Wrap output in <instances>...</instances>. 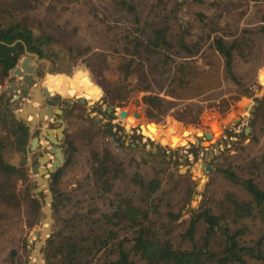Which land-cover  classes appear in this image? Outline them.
<instances>
[{"label":"trees","instance_id":"1","mask_svg":"<svg viewBox=\"0 0 264 264\" xmlns=\"http://www.w3.org/2000/svg\"><path fill=\"white\" fill-rule=\"evenodd\" d=\"M70 1L80 0H0V41L5 43H0L2 84L24 56L19 49L21 41L41 58L56 41L43 27L45 19H36L33 12L48 2ZM251 1L255 2L254 11L249 0H215L211 13L199 11L194 20H183L179 13L183 7L206 0H112L117 16L104 13L97 18L101 61L113 75L112 80L100 83L104 103L120 106L136 86L144 93L142 105L149 120L161 122L174 115L196 124L208 109L229 108L242 96L252 97L236 62L238 51L241 55L251 52L253 34L264 37V0ZM243 4L245 10L234 18ZM248 11L252 18L240 28L239 20ZM71 48L85 53L76 44ZM225 82L239 91L231 101L219 93ZM7 104V96L0 92V124L8 132L0 136V240L14 221L24 233L42 224L45 216L43 193H34L36 182L28 166L7 159L9 134L25 154L31 136L28 122ZM70 106L67 102V108ZM78 107L81 105L76 104L72 111ZM259 130L264 131L262 127ZM86 137L91 147L83 175L67 185L62 183L74 168L79 151L71 139L62 146L61 166L51 173L54 222L43 248V264H264V142L258 152H252L259 143L257 134L248 136L255 140L252 144L240 142L242 153L235 156L239 162L219 169L226 180L244 191L230 189L216 198L211 194L210 205L183 222H179L181 213L186 197L193 194V183L187 186L180 208L165 212L162 178L146 179L139 169L129 171L111 145H101L107 138L119 144L111 129L93 122ZM173 151L171 159L164 157L163 163H177L178 154ZM247 221L259 224V234L252 233ZM20 239L28 246L26 236ZM5 260L25 264L15 247Z\"/></svg>","mask_w":264,"mask_h":264},{"label":"rangeland","instance_id":"2","mask_svg":"<svg viewBox=\"0 0 264 264\" xmlns=\"http://www.w3.org/2000/svg\"><path fill=\"white\" fill-rule=\"evenodd\" d=\"M214 1L206 0L203 4L189 2V7H183L179 13L184 18L183 20H194L196 12L204 11L209 14L214 11ZM253 3L255 2L249 0L250 9L253 8L252 11H254ZM245 6L246 4H243L237 8L238 12L236 11L234 18L243 13L241 11L245 10ZM104 13L112 18L117 16L112 8V0H80L79 2L70 1L61 4L48 2L44 7L33 12V15H36V19H45L42 21L44 23L43 27H46V31L51 33L56 39L55 43L45 51V57H40V60H38V65H41V73L46 76V83H48L50 91L59 93L62 90L66 91L68 85L72 86V84H75L77 93H85V89L100 87V83L113 79L110 71L103 66L100 56L102 52V43L100 42L101 26L98 25L100 23L97 18ZM249 13V11L248 14L245 12L241 16V20H239L240 28L248 23V19L252 18V13ZM46 20L48 21L47 23ZM228 21L232 22L233 17L228 18ZM253 38L255 43L251 52L241 55L238 51L236 61L237 71L253 92V96H242L229 108L208 109L200 115L199 123H187L177 119L174 115H169L161 122L149 120L144 113L142 105L144 93L136 86L132 87L128 100L120 106L112 107L105 104L102 93L99 102L100 110L96 111V109L88 107L89 110H92V113L88 114L85 106L76 108L75 113L70 115L66 140L75 141L79 151L75 155L76 163L74 168L69 169L62 179L63 185H67L73 182L75 178L78 179L83 175L84 169L87 167V160L90 157L91 147L88 145L89 138L86 137L87 130L95 122L99 123L104 130L111 129L114 138L119 144L116 145L111 142L110 138H107L100 141L101 145H111L118 156V160H122L129 171L139 169L146 179L155 175H159L162 178L163 196L165 198V203L162 207L163 211L178 210L180 208L179 202L186 194L187 186H191V183H193V194L190 198L186 197L188 202L181 213L182 217L179 222L189 220L195 211L201 210L202 206L210 205L209 196L211 194L216 198L221 196L224 191L230 189H235L242 193L244 190L238 184L226 180L220 174L219 169L228 167L232 162H239V158L236 160L237 157L235 156L242 153L238 150L241 146L240 142H243L244 145L255 142L253 138L248 137L251 133L257 134L259 139L257 146L252 147L253 153L258 152V147L261 149L260 147L264 142V131L259 130L261 127L264 130V85L259 80L260 74L264 75V37L261 33H256L253 34ZM74 44L78 46L79 50L85 51V53H79L77 49H72L71 47ZM79 71H86L88 74L84 73L76 77L75 74ZM12 74L13 71L10 76ZM9 78L4 84L0 82L2 95L6 92ZM89 78L96 86H90L88 83ZM71 93H74V89H71ZM98 93L85 94L88 98H92ZM219 93L231 101L239 94V91L236 86L225 82ZM98 95L100 96V93ZM4 97H6V93ZM255 102H258L259 105L252 112L248 107L254 106ZM7 106H13V104L9 102ZM64 106L68 109L67 102L64 103ZM109 107L114 108L118 113L121 110H127L129 115L124 119L120 118V116H106L104 112ZM136 111L140 113V118L134 115ZM252 115L253 117H251ZM108 121L112 122V127L105 125ZM172 121L178 122L182 126H174ZM252 121L256 122L252 124ZM141 125L152 128L155 140L150 139L148 136L145 137L141 131H138ZM246 128H250L248 133H246ZM186 130L194 133L193 140L196 142L195 144L186 140L187 136H190L184 135ZM197 132H210L213 134L210 146L206 147L199 144L197 137L202 138V135L196 136ZM7 133L0 124V136ZM8 136L10 145L6 152L7 159L13 164L24 162L29 168L33 181L36 182L32 168L38 162V155H33L30 145L34 135L30 136L29 143L26 146V154L17 145V139L12 137V135L10 136V134ZM181 137L186 140L184 145L178 142ZM148 140H151L152 143ZM171 142L172 146H170ZM140 143L143 146L139 147L138 144ZM217 145L220 146L219 149ZM171 151L176 152V155L178 154L176 156L178 157L177 163L167 165L162 160L164 157H167L168 160L171 159L169 156ZM130 160H133V162L130 163ZM208 164L212 166L210 172L204 166ZM177 174L183 175L185 178L183 180L178 179ZM48 178L51 183V174ZM37 186L36 182L33 188L34 193ZM40 193H43V212L45 214L42 224L26 229L24 233L17 227L15 221L14 224L12 223L8 226V231L5 233L7 235L0 240V264H9L5 258L12 247L19 248L25 264H35L37 257L32 252L35 249V242L40 239L42 230L46 226V193L42 191L35 194ZM247 223L251 225L253 234H259V224L257 222L247 221ZM175 230H180L179 223H176ZM36 231H38V234H36ZM21 236L27 237L28 246H23L20 239ZM13 264L21 263L16 261Z\"/></svg>","mask_w":264,"mask_h":264},{"label":"water","instance_id":"3","mask_svg":"<svg viewBox=\"0 0 264 264\" xmlns=\"http://www.w3.org/2000/svg\"><path fill=\"white\" fill-rule=\"evenodd\" d=\"M0 43H4V42L0 41ZM16 43L17 42H14L13 44H9V46H14ZM19 47L20 50L24 51L26 58L23 59L21 66H18L15 69L14 71L15 75L11 77L8 81L9 86L7 87L6 91H8L11 94L18 92V94H15L11 100L12 102L15 101V104L13 106H8V107L15 113V115L18 118L24 120L29 119V124H30L29 127L31 134L35 131L36 125L39 120H44L46 116H49L51 113H54L53 110L55 111L54 113L55 115L51 119V122L56 127V129L44 128L41 131L40 136L35 137L30 142L31 149L35 150L39 146L41 139L45 143L43 144V148L47 149V151L44 152L43 155L38 158V162L32 168V172L35 174V180L38 185L37 188L35 189V193H39L42 191L46 193V197H45L46 226L42 230L40 239L35 242V249L32 252L33 255H36L37 257L35 264H42V259H43L42 250L51 236L52 224L54 222L53 212H52V202L54 200V197L48 176H50L51 173L55 172L56 169L59 168L63 162V151L59 146L61 144L60 140L64 136L65 121L63 117L60 115V113H62V110L60 108L45 107L43 109H39L32 102H28L27 104L22 105L21 102L22 97L29 99L37 92L41 93L42 99L35 98L34 102L42 104L47 99L50 102L57 103V100L51 97L52 92L50 91L49 88H41V86L37 85V79L35 77L37 71L33 63L39 59V55L35 52H31L30 50H28V47L22 41ZM84 73L87 72L79 71L75 74V76L78 77L79 75H82ZM259 80L260 83L264 85L263 74L259 76ZM14 82H18V84ZM23 83L27 84L26 88L20 86ZM88 83L90 84V86H95L94 82L90 78L88 79ZM87 92L88 94L99 92L101 97L103 90L101 87H94L93 89L87 90ZM5 93L3 94V97L5 96ZM59 96H60L59 94L55 95L56 98H58ZM86 101H87L86 98L82 99V102H86ZM89 103L93 104L94 101H89ZM256 106H258V102H255L254 106L248 108L253 112ZM113 110L114 108H109V112H112ZM113 115L120 116V118L124 119L127 118L129 114L127 110H121L119 113L114 112ZM134 115L137 118H140L141 116L138 111H136ZM249 129L250 128H246V133L249 132ZM46 133L47 135L45 136L44 134ZM203 134L204 133L202 132H198V135H203ZM204 135L209 139L212 138L213 136V134L210 132H206ZM48 140L52 142V146H48L47 143ZM202 146L208 147L210 146V142H204L202 143ZM219 147L220 146L217 145L218 149ZM211 154L213 153L211 152ZM53 156L54 159H52ZM204 166L208 172L211 171L212 169L211 165L208 164ZM36 234H38V231H36Z\"/></svg>","mask_w":264,"mask_h":264},{"label":"flooded vegetation","instance_id":"4","mask_svg":"<svg viewBox=\"0 0 264 264\" xmlns=\"http://www.w3.org/2000/svg\"><path fill=\"white\" fill-rule=\"evenodd\" d=\"M18 42V41H17ZM19 49H20V47H19ZM24 52V51H23ZM24 55H25V53H24ZM24 58H26V55L24 56V57H22V59H21V61H20V63L15 67V69L18 67V66H21V64H22V61H23V59ZM38 60H40V56H39V59ZM38 60L37 61H35L33 64L35 65V67H36V71H37V73L35 74V77H36V79H37V85H41L42 87L41 88H48V86L49 85H47L46 83V85H42V84H40V82L42 81V78H43V75L44 74H42L41 73V65L39 64L38 65ZM15 69L13 70V74H12V76H10V78L11 77H13L15 74H14V71H15ZM9 78V79H10ZM9 81V80H8ZM14 83H16V84H18V82H14ZM27 87V84L26 83H23V84H21L20 86H22V87H25V86ZM9 86V84L7 85V87ZM96 86V85H95ZM97 87H99V86H97ZM6 90H7V88H6ZM5 90V91H6ZM85 91V93L86 94H88V92H87V90L85 89L84 90ZM63 92H64V90H62V91H60V93H59V97L58 98H56L55 97V95L56 94H53L52 93V95H51V97L52 98H54V99H56L57 100V103H53V102H50V101H48L47 99L44 101L45 102V104H41L42 105V107L43 108H45L46 106V104H50V105H52V106H55L56 108H60L61 110H62V113H60V115L63 117V119H64V112H66V110L67 109H65V106H64V103L65 102H72L73 104H75V103H80L81 104V106H85L86 108H87V111H88V114H91L92 113V110H89V108L88 107H90V109H96V111L99 109L100 110V107H99V102H100V100H101V98H99L100 96L97 94H95L92 98H88V96L85 94V93H77V91H76V89L74 90V93H73V95L72 96H68L67 98L69 99V100H67V99H65L64 101H63V96H64V94H63ZM15 94H18V92H15L14 94H11V93H9L8 91H6V96H7V98H8V100H9V102L10 103H12L13 105L15 104V101L14 102H12L11 100H12V98H13V96L15 95ZM86 95V96H85ZM83 98H86V102H82V99ZM30 99H31V97H30ZM26 100H28V99H26V98H24V97H22L21 98V102H22V105H25V104H27L28 102L26 101ZM89 101H94V103L93 104H90L89 103ZM259 105V104H258ZM45 106V107H44ZM43 108H41V109H43ZM110 108V107H109ZM109 108H107V111L106 112H104V114L106 115V116H114L113 115V113L114 112H116L115 110H113L112 112H109ZM68 110H70V109H68ZM69 112V111H68ZM73 113H75V111H72ZM72 113V114H73ZM66 115H67V113H66ZM68 116H66V118H67ZM114 117H116V116H114ZM69 118V117H68ZM48 119H49V116H48ZM65 121V120H64ZM69 121V120H68ZM43 123H44V121L43 120H39L38 121V123H37V125H36V129H35V131L32 133V135H34V138L35 137H38V136H40V133H41V131L44 129L43 128ZM28 124H29V122H28ZM47 124H48V126H49V121L47 120ZM61 124V123H60ZM30 125V124H29ZM40 125V126H39ZM68 125H69V122L67 123V122H65V129H64V136H63V138L60 140L61 141V144H60V148L62 149V146H63V144L66 142V133H67V129H68ZM105 125H108V126H111L112 127V122L111 121H108V122H106L105 123ZM37 126H39V127H41V129H38L37 130ZM47 128H49V127H47ZM55 129H56V127H55ZM206 133V132H205ZM204 133V134H205ZM31 134V133H30ZM202 135V138H198L197 137V140L199 141V144L200 145H202V143H204L203 141H206V142H210V140L212 139V138H207L205 135ZM31 135V136H32ZM45 136L47 135V133L46 134H44ZM196 136H199L198 135V132H197V134H196ZM196 136H195V138H196ZM33 138V139H34ZM32 139V140H33ZM191 141V143L192 144H195L196 142L192 139V140H190ZM48 146H52V142H50L49 140H48ZM139 145V147H141V146H143V144H138ZM43 148V144H41V139H40V144H39V146L35 149V150H32L33 151V155H38V157H37V161H38V158L40 157V156H42L43 155V153L44 152H46L47 151V149L46 148H43V150H42V148ZM63 151V150H62ZM63 153H64V151H63ZM54 157V156H53Z\"/></svg>","mask_w":264,"mask_h":264},{"label":"crops","instance_id":"5","mask_svg":"<svg viewBox=\"0 0 264 264\" xmlns=\"http://www.w3.org/2000/svg\"><path fill=\"white\" fill-rule=\"evenodd\" d=\"M261 75V74H260ZM75 82V81H74ZM46 76L45 75H43V78H42V81L40 82V84H42L43 86L44 85H48V83H46ZM25 86V85H24ZM41 86V85H40ZM42 87V86H41ZM25 88H26V86H25ZM71 89H74L75 90V84H72V86H69L68 85V89L66 90V91H64L63 92V94H64V96H63V101L65 100V99H68L67 97L68 96H72L73 95V93H71ZM52 92V91H51ZM53 94H59V93H56V92H52ZM33 96H34V98H33ZM32 97H31V99L29 98L28 100H26L27 102H32L36 107H38L39 109H41V108H43L42 107V105L41 104H39V103H37V102H34V100H35V98H38V99H42V97H41V93H39V92H37L36 94H34ZM68 103H70L71 104V106L68 108V109H70V110H66V112H64V120H65V122H69L68 120H70V115L73 113L72 112V110H73V108L75 107V105H76V103L75 104H73L72 102H68ZM42 104H45V102H43ZM77 104H80V103H77ZM81 105V104H80ZM46 107H52V108H55V106H52V105H50V104H46L45 105ZM44 106V107H45ZM65 109H66V107H65ZM69 111V112H68ZM53 112L55 113V111L53 110ZM54 113H51L50 115H49V119H48V116H46L45 118H44V123H43V128H47V127H49V128H54L55 129V126L52 124V122H51V119L53 118V116L55 115ZM66 113H67V115H66ZM66 116H68L67 118H66ZM252 117V116H251ZM47 120L49 121V126H48V124H47ZM27 122H29V119H27L26 120ZM40 126V125H39ZM39 126H37V130L38 129H41V127H39ZM190 136H187V138H186V140L187 141H190V140H192L193 139V136H194V133H192V132H190V134H189ZM146 137V136H145ZM149 138H150V136H148ZM151 139V138H150ZM181 139H183L182 137L181 138H179V143H180V140ZM172 142H173V140H172ZM41 144H45L44 142H43V140H41ZM42 148V147H41ZM42 150H43V148H42Z\"/></svg>","mask_w":264,"mask_h":264},{"label":"bare ground","instance_id":"6","mask_svg":"<svg viewBox=\"0 0 264 264\" xmlns=\"http://www.w3.org/2000/svg\"><path fill=\"white\" fill-rule=\"evenodd\" d=\"M140 131H141L142 135H144V136H150V138L152 140H155V136L153 135L152 129L150 127L141 125L140 126ZM189 134H190V131L189 130L184 131V135L185 136L186 135H189ZM185 143H186V140L184 138L180 140V144L181 145H184Z\"/></svg>","mask_w":264,"mask_h":264},{"label":"built area","instance_id":"7","mask_svg":"<svg viewBox=\"0 0 264 264\" xmlns=\"http://www.w3.org/2000/svg\"><path fill=\"white\" fill-rule=\"evenodd\" d=\"M138 131H140V130H138Z\"/></svg>","mask_w":264,"mask_h":264}]
</instances>
